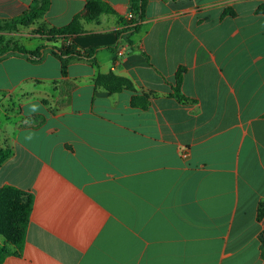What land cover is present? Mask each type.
I'll return each mask as SVG.
<instances>
[{
	"label": "crops",
	"instance_id": "obj_1",
	"mask_svg": "<svg viewBox=\"0 0 264 264\" xmlns=\"http://www.w3.org/2000/svg\"><path fill=\"white\" fill-rule=\"evenodd\" d=\"M86 1L0 0V23L43 12L12 35L58 48L35 32L67 26ZM101 1L114 14L81 19L70 42L93 62L62 75L48 51L4 59L26 72L0 98V188L31 210L23 250L2 264H264V0H147L126 40L128 0ZM108 73L134 93L95 88Z\"/></svg>",
	"mask_w": 264,
	"mask_h": 264
},
{
	"label": "trees",
	"instance_id": "obj_2",
	"mask_svg": "<svg viewBox=\"0 0 264 264\" xmlns=\"http://www.w3.org/2000/svg\"><path fill=\"white\" fill-rule=\"evenodd\" d=\"M146 3L147 0H128L130 14L129 23L132 24V26L117 31V37L126 40L131 34L140 30L145 19L144 12ZM255 13L264 14V3L255 10ZM42 14L43 12H30L8 23H0V61L14 56L23 58L32 63H39L43 59V51H48L50 55L60 60L61 74L65 75L66 68L71 61L93 62L94 50L75 51L72 50L70 45L73 37L82 34L80 20L83 19L85 22H93L97 15H113L114 11L101 0H87L82 13L74 16L67 26L59 29H49L46 32H40L38 30L35 32L40 39L46 42H61L60 47H40L34 51H28L18 43L17 38L12 34H14L18 28L32 27ZM109 49L114 51L116 47ZM183 72V68H178L176 71L175 86L172 90L174 97L178 100H185L180 90ZM94 86L95 88L106 91L109 95L118 94L122 91L134 93L133 85L129 80L117 77L112 73L98 74L95 78ZM147 105L148 100L146 97L132 95L130 99L131 107L146 109ZM10 155V150L0 149V166ZM19 194V190L12 186H3L0 188V237H2L5 242L4 246L0 247V264L3 263L6 257L21 253L25 244V233L31 210V198H28L25 204H19L17 201ZM263 214L264 210L258 208V219ZM261 257L264 258L263 250Z\"/></svg>",
	"mask_w": 264,
	"mask_h": 264
},
{
	"label": "rangeland",
	"instance_id": "obj_3",
	"mask_svg": "<svg viewBox=\"0 0 264 264\" xmlns=\"http://www.w3.org/2000/svg\"><path fill=\"white\" fill-rule=\"evenodd\" d=\"M37 44L39 43L33 40L28 41V42L27 41L22 42V45L27 50L31 49V45L35 46ZM15 68L17 67H15L14 62H10V61L8 62L7 60L0 61V98H3L7 94L5 89L7 90V88H9L10 85L18 82L21 76L25 74L24 72H26L24 70L15 69ZM52 73H53V70H50V74ZM4 112L9 113L7 108L4 107V102L0 101V128L1 129L3 128L4 123H5V120H4L5 113ZM16 113H17V109L16 111L13 110V114H16Z\"/></svg>",
	"mask_w": 264,
	"mask_h": 264
},
{
	"label": "built area",
	"instance_id": "obj_4",
	"mask_svg": "<svg viewBox=\"0 0 264 264\" xmlns=\"http://www.w3.org/2000/svg\"><path fill=\"white\" fill-rule=\"evenodd\" d=\"M129 19H130V14L128 13L125 23H123V25L121 26V29L127 28V27H131L132 24L129 23ZM122 51H120L119 53H121Z\"/></svg>",
	"mask_w": 264,
	"mask_h": 264
}]
</instances>
